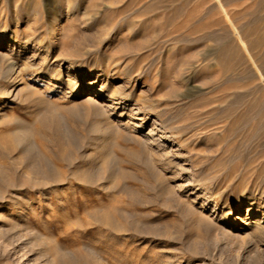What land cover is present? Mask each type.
I'll return each mask as SVG.
<instances>
[{"label":"rangeland","instance_id":"obj_1","mask_svg":"<svg viewBox=\"0 0 264 264\" xmlns=\"http://www.w3.org/2000/svg\"><path fill=\"white\" fill-rule=\"evenodd\" d=\"M2 35L0 264H264V0H0Z\"/></svg>","mask_w":264,"mask_h":264},{"label":"bare ground","instance_id":"obj_2","mask_svg":"<svg viewBox=\"0 0 264 264\" xmlns=\"http://www.w3.org/2000/svg\"><path fill=\"white\" fill-rule=\"evenodd\" d=\"M51 28H53V27H51ZM57 28H58V26H56V27H54L53 29H52V31H50L49 33L51 34V32L52 33H55L56 32V30H57ZM53 36V35H52ZM48 37V36H47ZM9 41V42H11L12 43V45L14 46V45H16V44H18V39H16V38H12V37H10L9 35H2V36H0V43L1 42H3V41ZM34 40V39H33ZM37 40V39H36ZM48 47V46H47ZM47 56V55H46ZM45 56V57H46ZM15 69V68H14ZM21 72V71H20ZM93 71H90V72H85L84 70H82V69H79L78 70V72H77V74L76 75H73L72 73H71V71H70V69L69 68H66V70L65 71H63V74H65L68 78H66L65 80L70 84L71 82H73V80H76V78H88V77H91L90 79L91 80H89V82L87 83V85H86V88L87 89H93L92 90V92L95 94V96H91L90 98L92 99V100H95V103L96 104H98V105H100V106H102L103 105V107H105V112L107 113V115L108 116H111V115H113V114H115V113H118L119 114V116H122V115H124L125 113H124V110H125V106H127V105H131L130 103H127L126 102V99L124 98L125 96H123V95H121L120 93H117V91H113V92H111V93H107V91L106 90H104L105 88H104V85H100L99 87H97V88H94V85H96L95 83H97L98 82V80H97V78L99 77V74H97V72L95 73V74H93L92 73ZM16 74V73H15ZM16 76H18L17 74H16ZM51 79H52V77H50ZM49 78V79H50ZM10 79V78H9ZM17 79V78H16ZM22 79V78H21ZM106 79V78H105ZM80 80V79H79ZM83 80L84 79H81V82H83ZM14 82H15V80H14ZM28 83V82H27ZM67 83V84H68ZM68 84V85H69ZM72 84V83H71ZM25 85V84H24ZM47 85V84H46ZM8 86V85H7ZM28 86V85H27ZM26 86V89H24V88H22V90H20V89H18V90H16V87L15 86H13L11 89H9L8 90V88L9 87H7V89H6V92H3V96H2V98L3 99H5L4 101H8V100H10V99H20V100H25V101H27V100H32V99H34L33 98V95L34 94H36L35 93V91L33 90V88H31V87H27ZM5 91V90H4ZM123 91V90H122ZM81 92H84L83 91V89L81 90V91H79L78 93H81ZM79 95V94H78ZM100 96H106V97H108V101L110 102V104H102V103H100V101H98V97H100ZM39 98V97H38ZM43 101V100H42ZM29 102H31V101H29ZM33 102V101H32ZM3 103H5V102H3ZM42 104V103H41ZM35 105V104H34ZM101 108V107H100ZM118 109H120V111L118 110ZM131 110H130V112L129 113H131L130 115L131 116H133V115H136V114H138L139 113V109H138V107L137 106H133L132 105V107L130 108ZM103 110V111H104ZM104 112V113H105ZM105 113V114H106ZM13 115V114H12ZM126 122H128V120L126 121ZM25 124H27V123H25ZM109 125V124H108ZM27 126V125H26ZM29 127V126H28ZM111 128V127H110ZM115 130V129H114ZM157 133L154 131V129L153 128H150L149 129V131H148V135L150 136V135H156ZM157 136L158 137H160V138H162V139H166L167 138V136L166 135H164V134H157ZM155 137V136H154ZM154 137H153V139H154ZM148 140H149V138H148ZM155 141L157 140V139H154ZM151 141H153V140H151ZM157 142H158V140H157ZM151 143V142H150ZM159 143V142H158ZM159 146V145H158ZM176 163V162H175ZM50 169V168H49ZM53 170V169H52ZM49 177V176H48ZM58 178H59V175L57 174V173H55L54 171L53 172H51V179L52 180H54V181H57L58 180ZM43 182V181H42ZM61 183V182H60ZM68 183V182H67ZM193 182H191L190 180H189V182H188V184H186V185H190V184H192ZM57 186V185H56ZM56 186L55 187H53V188H50V189H46V190H42L41 191V195H42V197H41V205H50V202H52V201H59L58 199H60L61 198V196H62V190L63 189H61V192H54L55 194H54V197H53V192L52 191H56ZM191 188H193V192L194 193H197V192H199L200 191V189H198V187L196 188V187H194V186H192ZM195 189V190H194ZM64 193V192H63ZM197 195V197L199 196H202L203 197V193H197L196 194ZM206 195V194H205ZM204 195V196H205ZM52 198H54L53 200H52ZM14 200V199H13ZM31 200V199H30ZM15 202V201H14ZM26 202H27V200H26ZM32 203V202H31ZM30 203V204H31ZM31 205H33V204H31ZM30 208V207H29ZM240 208V207H239ZM3 210H5V211H8V212H10L11 214H10V216H19V217H21V218H24V216H25V214H27L29 211H27V208L26 207H24V204H16V206L15 207H13V208H9L8 206H4L3 208H2ZM31 209H33L32 207L30 208V210ZM37 211V210H36ZM35 211V212H36ZM227 212V215H232V208H230V209H228V210H226ZM247 216L246 217H244L245 219H243V217L241 218V220H249V217H248V215L250 214V208H248L247 209ZM252 211V210H251ZM34 213V212H33ZM30 214V213H29ZM263 214V213H262ZM264 215V214H263ZM238 218H240V216H236V219H238ZM246 221V224H247V226H249V228L252 230V235L253 236H258V237H261L262 236V233L264 232V230H262L260 227H259V224H260V218H259V220H258V218L257 219H255V220H249V221ZM18 222V221H17ZM248 228V227H247ZM3 229V228H2ZM251 233V232H250ZM263 235H264V233H263ZM262 237H264V236H262ZM18 240V239H17ZM261 241V240H260ZM257 242V241H256ZM62 249V248H61ZM61 249H59V250H61ZM56 251H57V249H56ZM58 252V251H57ZM57 255L58 256H61V255H59L58 253H57ZM66 255V254H65ZM63 260V259H62ZM99 261V260H98ZM55 262V261H54ZM68 264H73V261H71V260H68Z\"/></svg>","mask_w":264,"mask_h":264}]
</instances>
